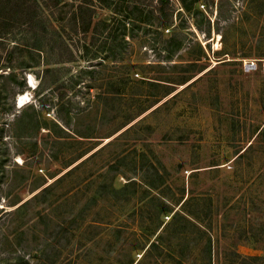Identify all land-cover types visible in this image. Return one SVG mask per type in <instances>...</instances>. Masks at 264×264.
Returning a JSON list of instances; mask_svg holds the SVG:
<instances>
[{"label": "rangeland", "instance_id": "rangeland-1", "mask_svg": "<svg viewBox=\"0 0 264 264\" xmlns=\"http://www.w3.org/2000/svg\"><path fill=\"white\" fill-rule=\"evenodd\" d=\"M187 1L11 14L0 264H264V0Z\"/></svg>", "mask_w": 264, "mask_h": 264}, {"label": "trees", "instance_id": "trees-1", "mask_svg": "<svg viewBox=\"0 0 264 264\" xmlns=\"http://www.w3.org/2000/svg\"><path fill=\"white\" fill-rule=\"evenodd\" d=\"M50 4H48V2ZM85 3L79 5V10L74 13V26L77 30L87 33L91 27V23L94 20L95 17V10L94 8H91L94 0H83ZM183 8L187 11L190 9V5L194 2L188 3L187 0H180ZM43 2V3H42ZM45 3V4H44ZM169 0H158L157 5L155 6V13H158L159 18L168 20V8H169ZM1 4L4 5L5 9H7V12L5 15H0V20L4 21L5 29L3 32H0V35L2 33H8L10 30V22L14 20L11 17V14L15 12V10H18L22 23L27 25L29 30H31L38 22L41 20V13L44 10L45 7H56L58 5V0H1ZM41 12V13H40ZM6 19H3L6 17ZM36 30V29H35ZM3 35V34H2ZM34 48H37V46H33ZM14 49H10L7 52V55H12L14 53ZM70 51V50H69ZM71 53V52H70ZM72 54V53H71ZM6 55V57H7Z\"/></svg>", "mask_w": 264, "mask_h": 264}, {"label": "built area", "instance_id": "built-area-1", "mask_svg": "<svg viewBox=\"0 0 264 264\" xmlns=\"http://www.w3.org/2000/svg\"><path fill=\"white\" fill-rule=\"evenodd\" d=\"M242 69L246 73L261 70L264 73V60L260 62L254 60H245L242 64Z\"/></svg>", "mask_w": 264, "mask_h": 264}, {"label": "bare ground", "instance_id": "bare-ground-1", "mask_svg": "<svg viewBox=\"0 0 264 264\" xmlns=\"http://www.w3.org/2000/svg\"><path fill=\"white\" fill-rule=\"evenodd\" d=\"M28 85L30 87H33V85H34V80H33L32 76H30V78H29ZM27 99H28V97L26 95H24V94L19 95L17 98V106L18 107L24 106L27 103Z\"/></svg>", "mask_w": 264, "mask_h": 264}]
</instances>
